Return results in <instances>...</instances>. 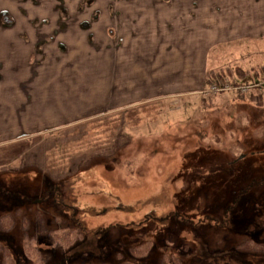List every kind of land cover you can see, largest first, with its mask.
<instances>
[{"label":"rangeland","instance_id":"obj_1","mask_svg":"<svg viewBox=\"0 0 264 264\" xmlns=\"http://www.w3.org/2000/svg\"><path fill=\"white\" fill-rule=\"evenodd\" d=\"M18 5L14 17L24 24L1 37L28 29L46 37L44 53L23 57L27 81L41 84L36 107L44 120L34 136L0 137L6 141L0 144V248L17 264H264V85L246 95L197 91L234 79L207 76L220 69L248 72L244 80L236 77L240 83L261 81L264 36L247 25L233 28L232 21L264 18V0ZM186 7L214 30L205 38V29H198L190 38L191 79L205 70L200 89L171 90L165 87L170 80L155 89L161 77L170 78L173 60L166 59L168 73L153 76L154 56L146 50L132 57L140 65L121 71L125 64L115 59L121 29L109 50L107 24ZM57 16L64 22L57 25ZM67 24L73 28L66 30ZM35 73L39 77L30 79ZM111 97L125 107L113 109ZM7 217L14 219L11 228L1 224ZM75 228L81 239L55 244L54 235ZM147 242L148 251L136 254L133 248ZM28 245L39 249V260L27 255ZM5 257L1 248L0 264Z\"/></svg>","mask_w":264,"mask_h":264},{"label":"crops","instance_id":"obj_2","mask_svg":"<svg viewBox=\"0 0 264 264\" xmlns=\"http://www.w3.org/2000/svg\"><path fill=\"white\" fill-rule=\"evenodd\" d=\"M20 1L21 0H13V3L16 5L10 8L6 5V0H0V137H9L14 140L34 136V133H39L40 131L39 123L43 117L41 109L39 111L36 107V105L38 106V96H40V87L38 85L40 83L30 84V81H27L29 80V76L24 73L26 72V65L23 57L24 55H27V57L30 55L31 57H34L35 54L39 56L45 52L47 47L45 45L46 37L40 35V32H38L40 30H20L13 36L1 37L3 34H8L10 32L9 29L13 30L15 27L22 26L24 24L23 21L17 20V18L14 17L15 11L20 8L18 5L20 4ZM185 5L189 6L188 4L182 3V6ZM64 8L68 10L67 4H64ZM126 11L131 12L128 9ZM149 12V15H152L153 18L148 16L144 18L143 21L138 22L137 19L128 17L123 21L118 20L117 25L114 20L112 21V24H107L104 35L105 38H107L106 44L109 46V50L110 47H113L112 39L114 33L117 32L118 29H121L120 35L123 43L122 45H119L117 53H115V59L118 60V66H120V59L122 60V63L125 64L124 66H120L121 71H123L124 68L131 69V67L136 68L140 65L141 63L135 61V58L140 56L143 50H146L154 56L153 61L150 63L152 67L151 74L153 76H157L159 74L162 76V72L168 73L167 70H171L169 72L171 73L170 78L161 77L158 84L155 85V89L158 90L161 87L159 84H163V81L167 80H170V84L165 87L172 86L171 90H183L190 93L189 90L193 89L190 88L191 84L196 85L194 86V89H200V87L205 84V70H203V75L201 77L196 78V80L194 78L191 79L189 73L188 49L190 45V38H194L196 36V31L198 29H205V16L200 17L199 12H193L190 14L189 7H186L185 12H181L180 10L175 11L174 9L161 12L159 17L154 15L155 12ZM261 15L264 14L261 13ZM59 17L55 18L57 25L64 22V20ZM255 17L256 16L254 15L250 16V18L246 19V23L243 21L239 22L238 20H235L238 23L232 21V27H239L242 29L244 25H247L251 34L264 36V18L254 19ZM148 20L149 24L147 22ZM158 22H160V24H158ZM254 25L256 27V31L252 32ZM87 27H89V23ZM111 27L112 37L110 31ZM71 28L73 27L69 24L65 26L66 30ZM213 31H207L205 29L203 36L206 38L209 36L208 33ZM31 33H34V36H32ZM199 37L200 34H198V38ZM47 38L49 39V35ZM142 39L144 40L143 44L141 43ZM201 39L203 41L202 50H204V39ZM199 41L197 42L198 48H200ZM215 41L216 40H214V43ZM219 41H221V39ZM58 42H61V48L64 50L67 49V46L64 45L65 41H57V43ZM58 51L59 50L57 48V53ZM132 57L135 58L132 59ZM159 57L163 60H157ZM175 57L180 58L176 66L174 65ZM170 58L173 60V69L168 68L170 62L166 59ZM140 59L142 60V57H139V60ZM164 67L166 68L164 69ZM38 77L39 73H35L30 79L34 80L35 78L36 80ZM206 89L201 88L197 91H205ZM185 92L176 93L186 94ZM108 105L112 106V108L114 105L117 107L113 109L125 107V104L114 100L113 97H111ZM5 142L6 141L0 142V144Z\"/></svg>","mask_w":264,"mask_h":264},{"label":"trees","instance_id":"obj_3","mask_svg":"<svg viewBox=\"0 0 264 264\" xmlns=\"http://www.w3.org/2000/svg\"><path fill=\"white\" fill-rule=\"evenodd\" d=\"M257 74H258L257 72L253 73V75H255L256 77H259L261 75V74H259V75H257ZM207 76L209 78H211V79H213V78H221L223 76H229V77L233 76L234 79L238 78V79L244 80L245 78L248 77V72H246L245 70H243L241 68L237 69L236 71H234L232 69H220L219 73H216V72H213V71H211V72L209 71ZM259 96L261 97V95H259ZM257 97L258 96L252 95V99L253 100H258ZM260 100L262 101L261 98H260ZM7 218H8L7 220H5L6 218L5 219L2 218L1 219V224L2 225L3 224H5V225L7 224L5 228H11L13 226L14 219L12 217H10V218L7 217ZM82 237H83V232L80 229L75 228V229H71V231H68L64 235H60V234L54 235V242H55V244L59 243L60 245H63V246H69L74 241H76L77 239H81ZM149 246H150V243L147 242V243H145L142 246L133 248V250L135 251L136 254L143 255V254H145L148 251ZM251 246H253L251 248L255 249V250L260 248V247H257V244H254V245H251ZM1 248H3V250H5V254H6V257H5V260H4V264H17L15 259L11 255V253L8 251V249L5 248V247H2V246H1ZM26 251H27V255L28 256L34 257L37 260L40 259L39 258L40 257V251H39L38 248L31 247V245H28ZM124 264H133V263H124Z\"/></svg>","mask_w":264,"mask_h":264},{"label":"built area","instance_id":"obj_4","mask_svg":"<svg viewBox=\"0 0 264 264\" xmlns=\"http://www.w3.org/2000/svg\"><path fill=\"white\" fill-rule=\"evenodd\" d=\"M264 85V74L261 81H252L247 83H240L235 80H217L212 82L209 87L205 90V94H217L219 92H224L227 90H236L240 95L250 94L254 90L262 89Z\"/></svg>","mask_w":264,"mask_h":264}]
</instances>
